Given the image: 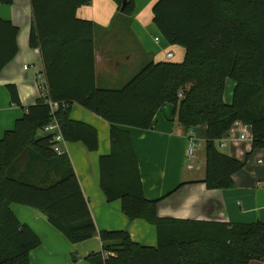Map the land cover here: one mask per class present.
Segmentation results:
<instances>
[{
  "label": "trees",
  "instance_id": "trees-1",
  "mask_svg": "<svg viewBox=\"0 0 264 264\" xmlns=\"http://www.w3.org/2000/svg\"><path fill=\"white\" fill-rule=\"evenodd\" d=\"M15 0H0L11 4ZM92 0H30L29 44L39 50L46 96L24 106L16 84H7L12 104L23 116L0 132V264H31L42 240L17 218L11 203L36 209L72 244L98 233L73 163L54 150L56 132L44 127L56 119L65 141L99 148L98 130L71 117L78 103L110 124L111 152L101 155L100 187L108 201L120 200L130 219L157 230L156 247L133 240L127 230L99 231L103 249L86 256L93 264H249L264 260V222L233 223L160 217L159 199L145 195L136 148L128 130L153 128L157 112L174 105V117L187 130L207 126L204 182L210 189L234 186L239 160L219 142L237 121L250 126L252 148H264V0H157L154 23L172 45L186 50L183 62L149 61L118 89L97 86L94 23L77 16ZM132 16L135 0H114ZM19 27L0 19V73L18 54ZM236 85L230 104L227 80ZM66 102L53 114L48 101ZM181 184L180 186H182Z\"/></svg>",
  "mask_w": 264,
  "mask_h": 264
},
{
  "label": "crops",
  "instance_id": "crops-1",
  "mask_svg": "<svg viewBox=\"0 0 264 264\" xmlns=\"http://www.w3.org/2000/svg\"><path fill=\"white\" fill-rule=\"evenodd\" d=\"M135 1L136 10L128 17L118 10L114 0H92L77 10L79 18L94 23L95 72L99 87L121 88L151 60L184 61L185 48L170 44L154 23L153 5L157 0ZM0 19L12 20L19 27L18 54L0 73V132L3 134L13 129L24 113L21 107L12 104L7 84H16L24 106L34 104L42 96L37 79L43 74V63L39 50L29 44L33 21L30 0L0 3ZM133 48L138 51L134 52ZM168 53H173V58L169 59ZM235 85L234 80H227L224 100L228 104L232 102ZM71 117L98 130L97 151H90L82 142L60 144L73 163L98 233L91 239L72 244L39 211L11 203L19 221L28 224L42 240L31 253V264H93L85 257L102 252L99 231L103 229L127 230L134 241L156 247V227L144 219L130 220L122 211L121 201H108L100 187L99 159L111 152L110 124L78 103H73ZM121 128L128 130L133 138L146 197L159 199L168 194L158 203L160 217L264 222V161L261 159L264 148L253 150L250 126L237 121L219 142L220 150L239 160H245L250 153L244 168L232 175L234 186L229 189H210L203 181L207 126L202 124L187 130L174 117L173 104L167 103L157 112L151 129ZM246 130L251 134L249 141ZM190 138L198 143L193 157L187 153ZM223 142L225 147L221 146ZM181 143L187 144L183 152L179 148ZM184 158L190 161L185 163ZM249 264H264V260H252Z\"/></svg>",
  "mask_w": 264,
  "mask_h": 264
},
{
  "label": "built area",
  "instance_id": "built-area-1",
  "mask_svg": "<svg viewBox=\"0 0 264 264\" xmlns=\"http://www.w3.org/2000/svg\"><path fill=\"white\" fill-rule=\"evenodd\" d=\"M167 56L169 59H171V58H173V53H168ZM37 82H38L39 88L42 92V96H46V94L48 92V85L45 81L43 74H40L38 76ZM48 103L51 106L53 114L57 111V109L60 107L61 104L65 105V106L67 105L66 102L61 103L59 101H52V100H49ZM44 131L56 132L55 139L58 143L54 145V150L56 152L61 153L62 150L60 148V144L62 142H64L65 140H64V137L62 135L59 122L56 119H54L52 122H50L48 125H46L44 127ZM242 138H245V135H242ZM221 146L225 147L226 143L223 142ZM197 147H198V143L194 139L190 138V145H189L188 152H187L189 157H193L195 155Z\"/></svg>",
  "mask_w": 264,
  "mask_h": 264
},
{
  "label": "rangeland",
  "instance_id": "rangeland-1",
  "mask_svg": "<svg viewBox=\"0 0 264 264\" xmlns=\"http://www.w3.org/2000/svg\"><path fill=\"white\" fill-rule=\"evenodd\" d=\"M126 17H128L127 15H125ZM133 50H134V52H137L138 50H137V48H133ZM147 64V63H146ZM145 64V65H146ZM34 66V65H33ZM144 66V65H143ZM142 66V67H143ZM245 135L247 136V141H249V140H251V134H250V132L248 131V130H246L245 132ZM187 146V144H184V143H181L180 145H179V148H180V150H181V152H183L184 151V149H185V147ZM223 151H225V150H223ZM262 159V161H264V158H261ZM190 161V159L189 158H184V162L185 163H187V162H189Z\"/></svg>",
  "mask_w": 264,
  "mask_h": 264
}]
</instances>
